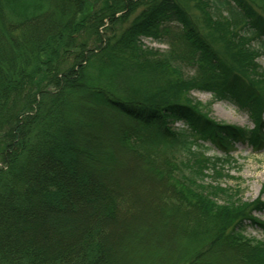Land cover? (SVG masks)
Masks as SVG:
<instances>
[{
    "label": "trees",
    "instance_id": "16d2710c",
    "mask_svg": "<svg viewBox=\"0 0 264 264\" xmlns=\"http://www.w3.org/2000/svg\"><path fill=\"white\" fill-rule=\"evenodd\" d=\"M263 52L264 0H0V264H130L112 253L144 215L174 240L143 264H264L246 234L264 236V202L220 183L239 142L264 150ZM193 90L255 128L215 122ZM123 159L143 195L114 180Z\"/></svg>",
    "mask_w": 264,
    "mask_h": 264
},
{
    "label": "rangeland",
    "instance_id": "374dc122",
    "mask_svg": "<svg viewBox=\"0 0 264 264\" xmlns=\"http://www.w3.org/2000/svg\"><path fill=\"white\" fill-rule=\"evenodd\" d=\"M141 43L146 48H156L162 52L169 49L166 44L158 43L147 38H142ZM252 45L255 48H260L261 42L259 40H253ZM258 62L264 68V52L259 56ZM190 75H193V71L190 72ZM190 98L195 103L201 104L200 110L217 123L248 129H253L255 126L256 121L248 110L240 109L228 101H215L213 95L207 91L193 90L190 92ZM262 117L264 119V114ZM104 121L105 124L103 126L101 125L97 132L94 131L96 133L94 135H97L101 144L103 140L107 139L109 141L113 138L112 123L108 119H104ZM174 127L176 129L185 128L182 123H177ZM85 135L87 138L90 136L89 133H85ZM206 155L215 156L218 153L213 148H209L206 151ZM233 158L235 162L225 167V172L228 171L231 178L221 177V186L231 188L233 192L240 190L242 200L246 203H250L258 198L264 202V150L256 151L250 142H240L235 147ZM134 166L130 162H127L126 159H123L118 170L111 169L113 170L112 175L114 180L117 181V184L119 183L118 187H126V189L129 187L143 195L146 189L144 184H140L143 175ZM100 170L103 172L104 168ZM102 176H104V172L101 173V178ZM252 216L264 222V212H254ZM144 217L145 215L134 220V224L129 227L130 229L118 230L121 240L112 253L115 257H124L126 255V259H130V255L134 257L136 255V259L133 258L130 264H143L145 262L144 260H149L151 256L160 255L159 252H155L156 247L162 245L163 248L160 250L163 252V249L166 250L171 245L174 236L170 233H164V229L160 225L158 226L159 218L155 215L151 217L148 215L142 220ZM179 233L180 237H182V232ZM246 234L251 238H264L260 230H256L250 225L246 228ZM137 257H141V259L139 260Z\"/></svg>",
    "mask_w": 264,
    "mask_h": 264
},
{
    "label": "bare ground",
    "instance_id": "6f19581e",
    "mask_svg": "<svg viewBox=\"0 0 264 264\" xmlns=\"http://www.w3.org/2000/svg\"><path fill=\"white\" fill-rule=\"evenodd\" d=\"M142 180H144L143 177L141 178L140 181H142ZM157 183H158L157 180H152V184H153V185H154V184H157ZM144 206H146V207H144L143 212L148 211V213H149V212H152V211H153V207H152V204H150V202H148V201H144ZM134 264H135V263H134Z\"/></svg>",
    "mask_w": 264,
    "mask_h": 264
}]
</instances>
